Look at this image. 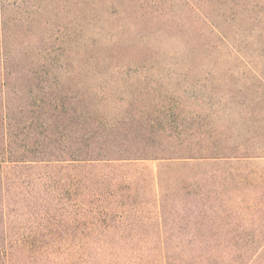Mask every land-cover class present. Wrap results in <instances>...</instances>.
I'll return each mask as SVG.
<instances>
[{"label": "trees", "instance_id": "obj_1", "mask_svg": "<svg viewBox=\"0 0 264 264\" xmlns=\"http://www.w3.org/2000/svg\"><path fill=\"white\" fill-rule=\"evenodd\" d=\"M48 3L85 0H0V264H264L261 245L220 240L251 204L264 211L245 167L264 161V0H217L224 21L205 17L239 62L225 79L247 89L184 117L183 103L114 106L76 84L66 47L23 34Z\"/></svg>", "mask_w": 264, "mask_h": 264}, {"label": "rangeland", "instance_id": "obj_2", "mask_svg": "<svg viewBox=\"0 0 264 264\" xmlns=\"http://www.w3.org/2000/svg\"><path fill=\"white\" fill-rule=\"evenodd\" d=\"M216 4L217 0H85L80 13L76 5L61 10L48 3L38 21L23 34L36 36L42 51L47 45L66 47L63 62L73 72L72 80L88 88L95 99L108 97L114 106L124 100L125 104L136 102L140 108L150 100L183 103L184 117L190 109L204 108L209 102L227 103L236 95L238 99V89H247L225 79L227 71L239 70V62L231 43L222 44L213 30L224 21ZM221 27L231 38L247 35L230 32L229 24ZM105 82L112 90L100 95ZM148 82L157 86L158 92L147 93ZM195 84L202 103L191 106L188 92ZM120 85L129 89L120 90ZM245 167L263 178V182L255 179L254 187H264V161ZM250 206L243 221L232 227L233 233L220 240L261 245L257 255L264 260V211Z\"/></svg>", "mask_w": 264, "mask_h": 264}]
</instances>
